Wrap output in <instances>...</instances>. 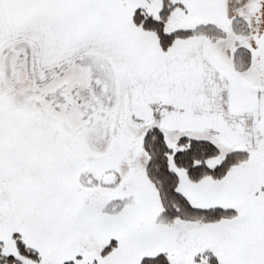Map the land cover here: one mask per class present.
<instances>
[{
	"label": "snow or ice",
	"instance_id": "snow-or-ice-1",
	"mask_svg": "<svg viewBox=\"0 0 264 264\" xmlns=\"http://www.w3.org/2000/svg\"><path fill=\"white\" fill-rule=\"evenodd\" d=\"M0 264H264V0H0Z\"/></svg>",
	"mask_w": 264,
	"mask_h": 264
}]
</instances>
